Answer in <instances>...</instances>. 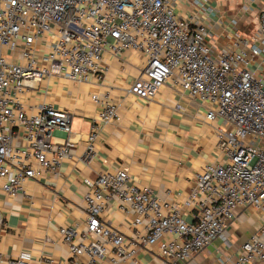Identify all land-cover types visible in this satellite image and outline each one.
<instances>
[{"label":"built area","instance_id":"2783aa9c","mask_svg":"<svg viewBox=\"0 0 264 264\" xmlns=\"http://www.w3.org/2000/svg\"><path fill=\"white\" fill-rule=\"evenodd\" d=\"M181 2L0 0V181L6 194H17L36 177L33 163L54 173L71 147L68 139L54 142L55 132L69 133L68 112L40 104L27 115L15 94L53 75L72 83L99 79L106 70L101 67L104 52L119 58L133 51L144 58L130 95L149 101L171 81L205 105L207 121L222 122L217 129L220 160L195 173L191 198L198 202L192 222H185L175 205L161 204L149 188L129 185L124 169L101 173L86 182L84 233L77 237L71 227L58 231L73 264H80L81 256L88 259L85 264H105L108 256L110 264H117L153 247L164 264H188L215 240H224L238 207H264V9L252 34H234L228 48L215 54L203 24L174 14ZM192 5L204 11L201 1ZM91 100L101 104L100 123L118 119L107 96L92 95ZM19 137L23 145L15 144ZM95 139L93 127L84 165L92 160ZM113 198L136 213L134 227L146 222L145 234L127 239L101 221ZM240 251L227 264H264V234L251 237ZM5 263L38 264L28 252Z\"/></svg>","mask_w":264,"mask_h":264},{"label":"crops","instance_id":"0c3cea01","mask_svg":"<svg viewBox=\"0 0 264 264\" xmlns=\"http://www.w3.org/2000/svg\"><path fill=\"white\" fill-rule=\"evenodd\" d=\"M193 1L175 4L173 12L193 25L203 24L206 41L215 54L228 48L234 34H252L258 13L264 9V0H198L203 4L201 11ZM143 66L144 58L137 52H124L119 58L104 52L101 67L106 70L99 79L72 83L53 75L15 94L27 115L34 114L40 104L68 112L69 133L55 132L54 142L60 145L68 139L71 147L54 173L40 171L33 163L36 177L24 182L22 191L13 196L1 190L0 181V264L20 252L30 253L38 264H73L59 228H74L77 237L84 233V196L90 191L86 182L117 169L126 171L129 185L149 188L161 204L175 205L181 218L192 222L198 202V198H191L195 173L220 160L217 129L222 122L207 121L205 105L171 81L149 101L130 95L128 90ZM92 95L99 99L107 96L117 107L118 119L100 123L101 104L92 102ZM93 127V157L84 165L81 158ZM15 144L23 145V139L19 137ZM136 217L126 204L113 198L100 219L127 239H134L145 234L147 228L144 220L134 227ZM261 234L264 207H238L224 240H215L188 264H219V260L227 264L239 255L243 244ZM110 257L105 264H110ZM87 260L81 256L78 263ZM117 264H164V260L153 247L139 249L134 259Z\"/></svg>","mask_w":264,"mask_h":264}]
</instances>
